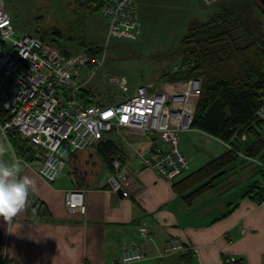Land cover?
Segmentation results:
<instances>
[{
	"label": "built area",
	"instance_id": "obj_1",
	"mask_svg": "<svg viewBox=\"0 0 264 264\" xmlns=\"http://www.w3.org/2000/svg\"><path fill=\"white\" fill-rule=\"evenodd\" d=\"M136 1L97 0L100 11L109 21L110 34L139 32ZM197 1L213 7L229 0ZM103 68V55L92 58L81 52L67 56L35 36L19 37L11 15L0 1V155L9 149L14 161L22 162L21 173L33 169L41 179L53 183L74 152L106 140L105 133L112 132L121 144L133 149L144 168L177 181L189 170L188 159L180 149V137L193 129L202 79L167 80L161 91L157 90L159 83H149L127 94L126 80L112 77L110 83L116 84L124 95L117 100L88 88ZM258 115L264 118V110ZM12 130L25 141L26 151L22 155L11 143ZM130 135L146 139L149 145L135 147L129 140ZM241 139L245 141L246 135ZM227 147L232 149L228 144ZM240 156L264 171V160L243 153ZM34 164L39 166L36 168ZM113 169L107 183L114 192L121 193L126 184V169L119 160L114 161ZM85 191L65 192L68 211L86 213ZM138 234L145 243L156 246V254L148 255L142 244L132 241L122 250L121 264L161 259L188 250L198 254L196 247L185 245L179 238H171L162 248H157L145 222L138 226ZM7 246L8 242L2 240L0 264H10ZM195 262L202 264L200 258ZM226 264L236 262L230 259Z\"/></svg>",
	"mask_w": 264,
	"mask_h": 264
},
{
	"label": "crops",
	"instance_id": "obj_2",
	"mask_svg": "<svg viewBox=\"0 0 264 264\" xmlns=\"http://www.w3.org/2000/svg\"><path fill=\"white\" fill-rule=\"evenodd\" d=\"M92 82L88 88L97 90ZM234 144L245 153L247 143L236 140ZM148 145L146 140L140 148ZM124 149L123 192H114L106 181L86 189L85 214L68 211L67 188L54 186L59 177L48 183L33 169L20 174L31 181L29 196L16 215L8 221L0 218V240L8 242L10 264H121L122 250L132 241L153 256L156 246L145 243L138 234L143 222L157 248L179 238L196 247L198 254L169 257L163 263L149 258L132 264H189L190 258L192 264L196 258L202 264H226L230 259L236 264H264V171L259 166L240 156L223 170L213 188L188 206L174 185L224 156L230 150L226 143L196 129L182 133L180 149L189 170L174 182L144 168L132 148ZM13 162L9 149L0 155V165ZM41 205L48 208L50 219L40 215Z\"/></svg>",
	"mask_w": 264,
	"mask_h": 264
},
{
	"label": "trees",
	"instance_id": "obj_3",
	"mask_svg": "<svg viewBox=\"0 0 264 264\" xmlns=\"http://www.w3.org/2000/svg\"><path fill=\"white\" fill-rule=\"evenodd\" d=\"M73 7L71 21L63 29L38 26L36 37L54 45L67 56L74 54L66 50L63 41L71 40L77 41L92 58L102 55L100 47L88 46L82 36L78 37L87 18L100 10L97 0H79ZM219 8L208 22L190 23L178 49L184 54L183 61L167 79H202L192 128L232 147L224 156L174 185L188 206L213 188L223 170L240 157L241 151L234 141H242L243 135H246L243 142L247 143L243 154L264 160V140L260 131L264 127V118L258 115L264 110V9L256 0H235ZM9 136L16 152L22 155L26 151L25 141L15 130ZM126 158L123 144L118 140H104L86 150L74 152L68 161L73 170L74 189L92 188L102 171L112 175L114 161L124 163ZM187 192L189 194L184 195ZM39 213L45 219L51 217L44 205L40 206ZM181 255L195 256L188 250L157 260L163 263L166 258ZM189 264H192L191 258Z\"/></svg>",
	"mask_w": 264,
	"mask_h": 264
},
{
	"label": "rangeland",
	"instance_id": "obj_4",
	"mask_svg": "<svg viewBox=\"0 0 264 264\" xmlns=\"http://www.w3.org/2000/svg\"><path fill=\"white\" fill-rule=\"evenodd\" d=\"M13 19V26L19 37L25 34L37 36L36 29H63L71 21V10L79 0H0ZM235 0L220 3L229 5ZM240 3V2H239ZM139 32L127 31L109 33V21L100 10L90 15L78 34L88 46L103 50L104 68L91 86L97 94L120 100L124 96L110 79L126 80L125 91L132 93L149 83H159L157 90L166 87L168 77L179 68L183 53L178 52L182 40L188 33L192 21L208 22L219 10L220 5L206 7L197 0H137ZM66 50L72 54L84 52L77 41H63ZM244 45V44H242ZM163 82V83H161ZM264 140V127L260 130ZM106 140H117L115 133H105ZM135 147L146 143L144 138L130 135ZM123 147H127L123 144ZM126 151L132 155L131 150ZM120 161V160H119ZM121 162V161H120ZM72 167L68 164L54 183L55 187L74 189ZM107 171H102L96 184L107 182ZM157 260V259H155ZM154 264H157L154 262ZM161 264V263H158Z\"/></svg>",
	"mask_w": 264,
	"mask_h": 264
},
{
	"label": "clouds",
	"instance_id": "obj_5",
	"mask_svg": "<svg viewBox=\"0 0 264 264\" xmlns=\"http://www.w3.org/2000/svg\"><path fill=\"white\" fill-rule=\"evenodd\" d=\"M22 162L16 160L10 166L0 165V218L8 221L24 206L31 181L21 177Z\"/></svg>",
	"mask_w": 264,
	"mask_h": 264
},
{
	"label": "water",
	"instance_id": "obj_6",
	"mask_svg": "<svg viewBox=\"0 0 264 264\" xmlns=\"http://www.w3.org/2000/svg\"><path fill=\"white\" fill-rule=\"evenodd\" d=\"M261 6L262 8L264 9V0H256Z\"/></svg>",
	"mask_w": 264,
	"mask_h": 264
}]
</instances>
